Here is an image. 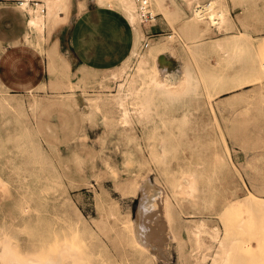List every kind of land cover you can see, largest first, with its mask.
<instances>
[{
	"label": "rangeland",
	"instance_id": "1",
	"mask_svg": "<svg viewBox=\"0 0 264 264\" xmlns=\"http://www.w3.org/2000/svg\"><path fill=\"white\" fill-rule=\"evenodd\" d=\"M187 1L161 0L164 13L152 0L154 18L147 21L139 17L138 51L144 52L148 43H163L166 49L161 55L163 62L158 63L160 77L166 78L168 72L178 77L187 64L195 87L181 99L159 95L155 89L153 93L152 88L142 89L126 101L128 121L119 119L122 109L111 94L116 93L119 83L129 84L137 57L117 79L102 69L75 67L61 51L50 63L46 54L53 40L58 44L57 30L67 20L49 34L27 30L17 45L35 58L36 76L0 77V104L4 109L12 107L6 112L0 106V237L12 235L22 247H32L55 232L84 254V264H196L195 257L205 252L209 254L205 263L211 261L217 244L210 234L216 230L219 236L232 238L236 264H264V207L259 200L245 199L250 191L264 196V78H260L264 75V53H247L244 61L254 58L247 64L250 67L243 68L230 56L220 59V51L208 41L241 31L251 36L253 43L262 40L264 45V17H260L264 16V0H221L232 21L220 26L223 28L210 26L208 32L204 24L196 26L189 19L193 0L189 6ZM242 40L229 43V49L234 50ZM148 72L146 69L142 75ZM218 74L224 83L214 88L211 82ZM236 76H248L245 80L253 79L254 83L224 92ZM9 96L10 100L21 99L20 109L14 110L3 100ZM147 105L151 115L142 110ZM151 129L156 131L151 133ZM191 178L197 180L198 202L184 198L177 190L181 180ZM118 188L125 191L120 193ZM163 195L170 205L171 219L164 211ZM201 221L208 232L194 233V225Z\"/></svg>",
	"mask_w": 264,
	"mask_h": 264
},
{
	"label": "bare ground",
	"instance_id": "2",
	"mask_svg": "<svg viewBox=\"0 0 264 264\" xmlns=\"http://www.w3.org/2000/svg\"><path fill=\"white\" fill-rule=\"evenodd\" d=\"M32 0H21L20 3V10L24 11L25 15H26V23H27V30H37L39 31V33H42L47 31V33L49 34L50 30L52 28L57 27L59 24H61V22L67 20V12H68V4L70 3V0H33V2H31ZM175 0H172V2H174ZM190 1V0H189ZM189 1L188 2V6H189ZM250 1V0H247ZM96 2L100 5H108L111 6L113 8L119 9L120 11H122V13L127 17V19L130 21L131 25H132V29L134 32V39H133V44H132V48L128 54V56L117 66L112 67V68H108V69H102L103 71H108L109 72V76L112 77H117L118 76H122V74L124 73L127 64L130 60L136 58L137 60V65L135 67V71H134V75L131 77L132 79L130 80L128 85L124 86V83H119V86L117 88V91L115 90L116 93L111 94L112 95V99L115 101V103L117 104L118 107H120L122 109V112L119 114H123V117H119V119L121 120V118H128V109L126 108V101L128 98H131L133 96H138L137 94H141V90L142 89H153V93H154V89L159 91V95H165V96H169L171 98H184L189 92L190 90L195 87L193 85L194 80L189 72V68L187 64H184L180 74L178 75V77H174L172 75V73H169V76H167L166 78H162V76L160 77V69L158 67V63H162L163 61L161 60V55H163L164 50L166 49V47L164 46L163 43L156 41L154 44H147L146 49L144 52L139 53L138 51V46L139 43L141 41V26H140V19L139 17L140 15V11L138 9V5L136 3V0H96ZM224 2V1H223ZM221 2V0H205L204 2H200L199 0H193V2L190 4L189 8H190V12H191V19L192 21H194V24L196 26H199V24H204V31L211 29L210 26H215L216 28H219L220 26L224 25L225 23H228L231 20L230 18V13L228 11V9L223 5L224 3ZM263 2V1H262ZM223 3V4H222ZM152 4V0H146V5H145V9H147L148 11H150V13H153L154 9L151 6ZM155 4L157 5V7L159 8V10H163L162 12H166L163 9V6L165 7V5H162L161 0H155ZM253 5V4H252ZM251 5V6H252ZM255 5V4H254ZM250 7V6H249ZM167 9V8H165ZM255 9V8H254ZM256 11V10H255ZM261 12V11H260ZM258 13V12H257ZM263 13V12H262ZM244 16V15H243ZM260 17H264L261 16ZM25 18V17H24ZM242 20V19H241ZM240 20V21H241ZM243 24V22H242ZM246 26V25H245ZM223 28V27H220ZM201 29V28H200ZM199 29V30H200ZM224 30V29H223ZM36 31V32H37ZM211 31V30H210ZM26 34H28V32L25 33L24 37L26 36ZM30 34V32H29ZM36 34V33H35ZM47 34V36H48ZM206 34V33H205ZM44 36V35H43ZM46 36V35H45ZM199 36V35H198ZM198 36H196V38H198ZM216 36V35H215ZM40 37V36H39ZM49 37V36H48ZM170 38L172 36H169ZM244 38V40H242L241 42H238L235 45V49L231 50L229 49V46L231 44V42L239 39V38ZM251 37V36H250ZM250 37L248 36V34L246 32H239L236 34H226V35H222V36H218L215 38H209L208 41L212 42L214 47L216 48V50L220 51V59H222L225 56H230L232 61L234 63H241L243 68L246 67H250L251 65L247 64L249 62H251L254 58L248 59V60H243L244 56L247 53H251V54H256L257 56L262 55L264 53V45L262 44V40L261 42L259 41L258 43H253L252 40L250 39ZM43 40V37H41ZM40 38V39H41ZM37 39V38H36ZM49 39V38H48ZM47 42V41H46ZM230 43V44H229ZM37 45V43H36ZM1 49V48H0ZM46 49V48H45ZM60 53L59 50V45L57 44V42L55 40H53L51 42V47L48 50V53L46 54L48 57L47 62L50 63H54L53 62V55H58ZM50 59V60H49ZM56 59V58H55ZM49 60V61H48ZM56 63V62H55ZM52 65V64H51ZM55 65V64H54ZM57 66V65H56ZM65 70L69 69V65L68 63H65ZM61 67V66H59ZM129 67V66H128ZM165 67V66H164ZM48 68V67H47ZM49 69V68H48ZM56 69V68H53ZM52 69V70H53ZM58 69V68H57ZM62 69V68H61ZM148 70L149 72L142 75V73L144 72V70ZM51 70V71H52ZM165 70V69H164ZM62 71V70H61ZM59 73H57L58 75L61 74V72L58 70ZM66 72V71H65ZM93 72V71H92ZM91 72V73H92ZM101 72V71H100ZM107 72V73H108ZM128 72V71H127ZM163 72V69H162ZM52 73V72H51ZM87 73V72H86ZM95 73V71H94ZM93 73V75H94ZM55 73V76L57 75ZM83 74V72H82ZM98 74V73H97ZM130 74V73H129ZM133 74V73H132ZM88 75V74H86ZM91 74H89L90 76ZM104 75V74H103ZM127 75V74H126ZM88 76V78H90ZM108 76V77H109ZM204 76V75H203ZM105 77V75H104ZM124 77V76H123ZM248 76H236L235 80H231L232 82H234V84H232L226 91H234L237 89H241L244 87H247L249 85H252L254 83L253 79H246ZM59 78V77H57ZM82 78H87L85 76H82ZM81 78V79H82ZM102 78V77H101ZM260 78H264V75H262ZM80 79V80H81ZM95 79V78H94ZM117 79V78H116ZM121 79V78H120ZM126 79V78H125ZM128 79V78H127ZM56 80V79H55ZM87 80V79H86ZM90 80V79H89ZM124 80V79H122ZM197 80V79H196ZM84 81V80H82ZM105 81V80H104ZM118 81V80H117ZM262 81V80H260ZM87 82V81H86ZM92 82V81H91ZM107 82V81H106ZM128 82V81H127ZM43 83V82H42ZM70 83V82H69ZM73 83V82H72ZM84 83V82H83ZM95 83V82H94ZM113 83V82H112ZM138 83V86L136 85ZM198 83V82H197ZM197 83L196 84V88H197ZM224 83L223 81V77L221 75H216L211 82V86L214 88H218L220 86H222V84ZM74 84V83H73ZM93 84V83H92ZM102 84V83H101ZM109 84V83H108ZM41 85V83H40ZM71 86V84H68ZM76 85V83H75ZM95 85V84H94ZM118 85V84H117ZM38 86V85H37ZM56 86V85H55ZM59 86V85H58ZM86 84L82 87L85 88ZM4 87V86H3ZM95 87V86H94ZM61 88V87H60ZM79 88V86H78ZM77 88V89H78ZM81 88V87H80ZM35 89V88H34ZM33 90V89H32ZM102 90V89H101ZM7 91V90H6ZM34 91V90H33ZM104 91V90H103ZM144 91V90H143ZM197 91V90H196ZM37 92V91H36ZM96 92V91H95ZM100 92V91H99ZM109 92V91H108ZM237 92V91H236ZM9 93V92H8ZM34 93V92H33ZM106 93V92H104ZM222 93V92H221ZM13 94V93H12ZM15 94V93H14ZM97 94V93H95ZM102 94V93H101ZM151 95L149 96H153L152 93H150ZM17 95V94H16ZM85 95V94H84ZM7 96V95H4ZM14 96V95H13ZM21 96V95H20ZM24 96V95H23ZM91 96V95H90ZM89 96V97H90ZM97 96V95H96ZM104 96V94H103ZM109 96V95H108ZM19 97V96H18ZM85 97V96H84ZM87 97V96H86ZM98 97V96H97ZM145 97V96H144ZM15 98V97H14ZM88 98V97H87ZM92 98V97H91ZM104 98V97H103ZM107 98V97H106ZM146 98V97H145ZM12 99V96L10 98H3V100L5 101H9L12 106L13 109L15 110L20 109L21 108V104H19V99L18 101H16L15 99ZM23 99V98H22ZM110 99V97H109ZM132 99V98H131ZM147 99V98H146ZM151 99V98H150ZM2 100V99H1ZM99 100V98H98ZM97 100V101H98ZM101 100V98H100ZM129 100V99H128ZM145 100V99H144ZM4 101V102H5ZM12 101L15 103L13 104ZM22 101H25L24 99ZM110 101V100H109ZM108 101V102H109ZM113 101V102H114ZM18 102V103H17ZM102 103L103 100L101 101ZM100 102V104H101ZM141 102V101H140ZM7 103V102H6ZM25 103V102H24ZM94 103V102H92ZM99 103V102H98ZM110 103V102H109ZM146 104H148V100L145 102ZM96 104V103H95ZM105 104V103H104ZM103 104V105H104ZM112 104V103H111ZM110 104V105H111ZM7 105V104H6ZM35 105V102H34ZM107 106V104H105ZM104 105V106H105ZM113 105V104H112ZM128 105V104H127ZM196 105V104H195ZM1 107L4 106L2 104H0ZM9 106V105H8ZM31 106V105H30ZM29 106V108H30ZM96 106V105H95ZM194 106V105H193ZM7 106H5L6 108ZM24 107V106H23ZM116 107V106H115ZM195 107V106H194ZM12 108V107H11ZM11 108H8L11 110ZM25 108V107H24ZM102 108V107H101ZM1 108V111L3 110ZM7 109V108H6ZM4 109V110H6ZM7 109V110H8ZM16 109V110H17ZM31 109V108H30ZM6 110V112H7ZM24 110V109H23ZM131 110V109H130ZM142 110L144 111H149L151 110V107L149 105L145 106L142 108ZM141 110V111H142ZM26 111V110H25ZM99 111V109H98ZM120 111V110H119ZM138 111V110H136ZM142 111V112H144ZM3 112V111H2ZM3 112V113H6ZM13 111H10V113H12ZM146 112V114H147ZM14 113V112H13ZM12 113V114H13ZM150 113V112H148ZM136 114V113H135ZM139 114V113H138ZM145 114V112H144ZM143 114V117H144ZM152 111L150 114L151 115ZM3 115V114H2ZM1 115V116H2ZM6 115V114H5ZM11 115V114H10ZM16 115V114H15ZM131 115V114H130ZM129 115V118H130ZM137 115V114H136ZM147 115V116H148ZM121 116V115H120ZM146 116V117H147ZM14 117V116H13ZM17 117V116H16ZM139 117V115L137 116ZM141 117V116H140ZM28 118V119H27ZM3 119V118H1ZM0 119V120H1ZM27 120H29V117H26ZM107 119V118H106ZM109 119V117H108ZM118 119V120H119ZM139 119V118H138ZM143 119V118H142ZM132 120V119H130ZM5 121V120H3ZM109 121V120H108ZM126 121H128L126 119ZM145 121V119L143 120ZM8 122V121H7ZM5 121V123H7ZM123 122V120H122ZM131 122V121H130ZM5 123L4 126H5ZM29 123V122H27ZM155 123V122H154ZM153 123V124H154ZM2 124V123H1ZM2 124V125H3ZM123 124V123H122ZM127 124V123H125ZM32 125V123L30 124ZM29 125V127H30ZM129 126V124H127ZM145 125V124H144ZM155 125V124H154ZM20 126V125H19ZM25 126V125H24ZM130 126H133L130 124ZM134 127V126H133ZM22 128V127H21ZM128 128V127H127ZM153 128V127H151ZM24 129V128H23ZM26 129V127H25ZM32 129V127L30 128V130ZM133 129V128H132ZM157 129V128H156ZM155 129V131H156ZM160 129V128H159ZM7 130V129H6ZM29 130V129H28ZM34 130V129H33ZM127 130V129H126ZM130 130V129H129ZM129 130H127L129 132ZM134 130V129H133ZM149 130V129H148ZM154 130V129H153ZM24 131V130H23ZM152 131L151 129V133L155 132ZM34 132V131H33ZM150 132V130H149ZM29 133V132H28ZM148 133V132H147ZM146 133V134H147ZM32 135V134H31ZM149 135V134H148ZM27 137H29L28 135H26ZM146 138V137H145ZM149 138V137H148ZM223 138V137H222ZM224 139V138H223ZM222 140V139H221ZM225 142V140H224ZM226 144V143H225ZM228 146V145H225ZM229 149V148H226ZM225 150V149H224ZM230 150V149H229ZM140 151V150H139ZM138 151V152H139ZM226 151V150H225ZM228 152V151H227ZM226 152V153H227ZM230 152V151H229ZM223 155V154H222ZM230 156V154H228ZM219 159V158H218ZM222 160V159H220ZM197 181V180H196ZM196 181L194 179H186L184 181L181 180V182L179 183V185L177 186V190H180V194L181 196H183L184 198L187 199H195L196 195H197V186H196ZM3 180L0 176V183H2ZM198 183V182H197ZM130 184V183H129ZM5 185V184H4ZM148 185H146L147 187ZM122 188V187H121ZM126 188V187H124ZM136 187H134V190ZM138 188V187H137ZM103 189V188H102ZM106 189V188H105ZM140 189H145L140 187ZM124 189H121L120 191H122ZM139 190V189H138ZM197 190V192H196ZM100 191V190H99ZM119 191V188H118ZM119 191V192H120ZM125 191V190H124ZM128 191V190H127ZM103 192V191H102ZM101 192V193H102ZM96 193V192H95ZM98 193V192H97ZM104 193V192H103ZM122 193V192H120ZM130 193V192H129ZM133 193V192H132ZM136 193V192H135ZM162 193V192H161ZM99 194V193H98ZM124 194V192H123ZM65 195V194H64ZM132 196H134L133 194H131ZM103 196V195H102ZM110 196V195H109ZM112 197V196H111ZM163 202L166 205L165 208V212L166 214H168V218H170L169 216V203L166 200V196L163 195ZM108 199V198H107ZM245 199L247 200H251V201H258L259 203H261V205L264 207V196H259L254 194L253 192H249L248 194L245 195ZM111 200V199H110ZM113 200V199H112ZM169 200V199H168ZM196 201H199L198 199H195ZM194 200V201H195ZM114 201V200H113ZM112 201V202H113ZM116 201V200H115ZM197 201V202H198ZM108 202V201H107ZM104 203V201H103ZM111 203V202H110ZM114 203V202H113ZM200 203V202H199ZM106 205V203H104ZM99 205V204H98ZM116 205V204H115ZM198 205V204H197ZM196 205V206H197ZM10 207V206H9ZM75 207V206H74ZM109 207V206H108ZM113 207V206H112ZM117 207V205H116ZM78 208V207H77ZM103 208V207H102ZM105 208V207H104ZM198 208V206H197ZM8 209V208H7ZM190 209V208H189ZM11 210V209H10ZM195 210V209H194ZM104 211V210H102ZM109 211V210H108ZM169 211V212H168ZM12 212V210H11ZM196 212V211H194ZM6 214V213H4ZM3 214V215H4ZM13 214V213H12ZM76 214V213H75ZM108 213H106L107 215ZM110 214V213H109ZM172 214V213H171ZM191 214V213H188ZM193 214V213H192ZM129 215V213H128ZM194 215V214H193ZM15 216V215H14ZM18 216V215H16ZM75 216V215H74ZM179 216V215H177ZM6 217V216H5ZM8 217V215H7ZM102 217V216H101ZM115 217V216H114ZM129 217V216H128ZM4 218V217H3ZM9 218V217H8ZM109 218V217H107ZM116 218V217H115ZM197 217H195L196 219ZM5 219V218H4ZM90 219V218H89ZM97 219V218H96ZM100 219V218H99ZM104 219V218H103ZM114 219V218H113ZM180 219V218H179ZM16 220V219H15ZM106 220V219H105ZM129 220V219H128ZM131 220V218H130ZM133 220V219H132ZM173 220V219H172ZM188 220V219H187ZM193 220V219H192ZM206 220V219H205ZM204 220V221H205ZM13 221V220H12ZM91 221V220H90ZM92 221H94L92 219ZM91 221V222H92ZM174 221V220H173ZM176 221V220H175ZM190 221V220H189ZM188 221V222H189ZM197 221V220H196ZM200 221V220H199ZM204 221L198 222V223H194V228L191 229L193 230L194 233H201L204 231H206V224ZM6 222V221H5ZM11 222V221H9ZM85 222V221H84ZM106 222V221H105ZM172 222V221H171ZM179 222V220H178ZM183 222V221H182ZM181 222V224H183ZM194 222V221H192ZM89 223V222H88ZM131 223V221H130ZM95 224V223H94ZM1 225V224H0ZM10 225V223H9ZM186 225V224H185ZM190 225V224H189ZM187 225V226H189ZM209 225V224H208ZM4 226V225H3ZM13 226V225H12ZM106 226V225H105ZM130 226V225H129ZM183 226V225H182ZM2 227V226H0ZM8 227V225H7ZM15 227V226H14ZM134 227V226H133ZM99 228V227H98ZM103 228V225L102 227ZM132 228V227H131ZM182 228V227H181ZM189 228V227H187ZM1 230L3 228H0ZM180 229V228H179ZM220 230V228H217ZM8 230V229H7ZM6 230V231H7ZM132 230V229H131ZM209 230V229H208ZM208 230L206 232H208ZM212 231L214 229H211ZM23 231V230H22ZM181 231V229H180ZM6 234H8V232L2 231ZM187 232V231H186ZM189 232V231H188ZM55 232H52V235H50L48 238L47 236H45L44 238H41L39 240V242L37 244H34L36 246H32V247H22L20 245V243L16 240V238H14L12 235H5V236H1L0 237V264H84V259L86 258L83 255H81L79 252H77V250H75L74 248L76 247H72L69 246V244H67L64 240V236L61 234H53ZM191 233V231H190ZM194 233L193 236H196ZM211 233V232H210ZM10 234V233H9ZM125 234V233H123ZM189 234V233H188ZM191 234V236H192ZM209 234V233H208ZM219 233H217V231H213V234H210V239H213V242H215L216 244V249L214 250V253L212 252L211 254V261L209 263H205L206 259L208 258L209 254L205 253H200L201 255H197L195 257V262L196 264H236V261L233 260V256H232V252L234 251L233 249V240L232 238H228V236H219ZM3 235V234H2ZM190 236V238H191ZM200 236V235H199ZM189 237V236H188ZM200 239V238H199ZM189 240V238H188ZM194 240V239H192ZM201 240V239H200ZM206 240V239H205ZM102 241V240H101ZM195 241V240H194ZM193 241V242H194ZM211 241V240H210ZM209 242V241H208ZM24 243V242H23ZM100 243V241H99ZM103 244V242H102ZM101 244V245H102ZM105 244V242H104ZM103 244V245H104ZM200 244L203 245V242ZM71 245V244H70ZM102 245V246H103ZM121 245V243H120ZM194 245V244H192ZM191 245V246H192ZM207 245V244H206ZM214 245V244H213ZM114 246V245H112ZM119 246V244H118ZM105 247V246H104ZM108 247V246H106ZM105 247V249H106ZM122 247V246H121ZM119 246V249L121 248ZM205 247V245L203 246ZM213 247V246H212ZM102 249V247H100ZM115 249V247H113ZM112 248V249H113ZM191 248V247H190ZM202 248V247H201ZM206 248V247H205ZM204 248V249H205ZM207 248H211V246H207ZM81 249V248H79ZM113 249V250H114ZM116 249L118 250V247H116ZM203 249V250H204ZM212 249V248H211ZM214 249V248H213ZM104 250V248H103ZM102 250V252H103ZM108 250V249H107ZM107 250H104L105 252ZM124 250V249H123ZM152 250V249H150ZM206 250V249H205ZM100 251V250H99ZM109 251V250H108ZM146 251H149L146 249ZM156 251V249H155ZM194 251V250H193ZM211 251V250H210ZM232 251V252H231ZM111 252V250H110ZM118 252V251H117ZM124 252V251H123ZM131 252V251H130ZM150 252V251H149ZM191 252V250L189 251ZM199 252V251H197ZM202 252V251H201ZM104 253V252H103ZM127 253V252H126ZM153 253V252H152ZM209 253V252H208ZM234 253V252H233ZM107 254V253H106ZM110 254V253H109ZM108 254V255H109ZM121 254V253H119ZM132 254V252H131ZM122 255V254H121ZM127 255V254H126ZM130 255V254H129ZM156 255V254H155ZM83 256L85 257L83 259ZM107 256V255H105ZM154 256V254H153ZM194 256V255H193ZM99 257V256H98ZM102 257V255H101ZM100 257V258H101ZM120 257V256H118ZM125 257V256H124ZM99 258V259H100ZM104 258V257H103ZM109 258V257H108ZM112 258V257H111ZM128 258V257H127ZM156 258V257H155ZM97 259V257H96ZM121 259V257H120ZM129 259V258H128ZM157 259V258H156ZM192 259V258H191ZM99 261V260H97ZM104 261V260H103ZM153 261V260H152ZM209 261V260H208ZM138 262V261H137Z\"/></svg>",
	"mask_w": 264,
	"mask_h": 264
},
{
	"label": "crops",
	"instance_id": "3",
	"mask_svg": "<svg viewBox=\"0 0 264 264\" xmlns=\"http://www.w3.org/2000/svg\"><path fill=\"white\" fill-rule=\"evenodd\" d=\"M15 1L0 0L1 78L37 73L35 58L17 45L27 32V23ZM57 31L59 50L71 64L94 70L119 65L134 39L132 25L120 10L86 0H70L67 21Z\"/></svg>",
	"mask_w": 264,
	"mask_h": 264
},
{
	"label": "built area",
	"instance_id": "4",
	"mask_svg": "<svg viewBox=\"0 0 264 264\" xmlns=\"http://www.w3.org/2000/svg\"><path fill=\"white\" fill-rule=\"evenodd\" d=\"M17 3L20 4L21 1H17ZM136 3L138 5L140 15L143 19H146L147 21H149L150 19L154 18V16L150 13V11L145 9L146 0H136Z\"/></svg>",
	"mask_w": 264,
	"mask_h": 264
}]
</instances>
